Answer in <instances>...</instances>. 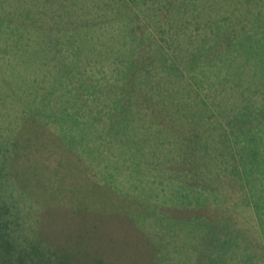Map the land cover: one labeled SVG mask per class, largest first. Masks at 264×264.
I'll use <instances>...</instances> for the list:
<instances>
[{
    "label": "rangeland",
    "instance_id": "1",
    "mask_svg": "<svg viewBox=\"0 0 264 264\" xmlns=\"http://www.w3.org/2000/svg\"><path fill=\"white\" fill-rule=\"evenodd\" d=\"M1 10L0 16L8 18L9 9ZM222 12L213 8L210 15ZM119 31L113 43L98 36L0 38V242L8 244V253L0 248V260L27 258L36 244L38 250H55L56 259L66 264H212V239L227 230L243 231L246 239L263 244L245 197L264 196L257 185L252 188V175L255 180L258 174L255 183L261 184L264 173L247 176L237 151L241 137L249 144L251 135L264 134V98L218 103V118L229 124L220 121L211 128L216 137H232L231 158L217 150L215 136L206 134L194 103L165 101L176 104L167 110L158 101L109 97L112 86L126 77L127 71L117 72L119 61L132 59L138 67L140 59L130 49L121 52L125 35ZM202 40L201 31L200 50ZM263 47L241 56L260 72ZM209 54L200 52V59ZM214 56L212 68L222 72L221 58ZM251 82L263 84L264 73ZM77 123L83 125L82 142L98 139L90 160L100 157L102 182L93 178L86 194L39 193L44 179L36 173L44 168L38 161L43 146L22 142L46 138L44 125ZM71 137L77 141L75 130ZM262 141L260 153L264 136ZM260 162L264 165V156ZM230 164L235 173L226 169ZM207 242L210 248L204 250Z\"/></svg>",
    "mask_w": 264,
    "mask_h": 264
},
{
    "label": "trees",
    "instance_id": "2",
    "mask_svg": "<svg viewBox=\"0 0 264 264\" xmlns=\"http://www.w3.org/2000/svg\"><path fill=\"white\" fill-rule=\"evenodd\" d=\"M4 6L9 11L8 18L0 16V38L53 35L75 36L79 40L98 36L113 43L118 31L123 30L121 52L130 49L131 53L139 55V64L137 67L132 59L128 63L119 61L121 70L116 71L119 75L127 71L126 77L124 80L119 78L120 86H112L109 97L116 101H127L128 96L134 101L137 98L158 101L157 105L167 110L176 104H165V101L175 99L194 103L199 108L200 123L210 132L206 133L209 137L215 136L212 125L221 124L220 121L228 123L218 118L221 108L218 103L240 100L245 103L248 99L260 101L264 98V83L255 85L251 82L252 78L259 81L264 70L260 72L241 57L249 50L264 46V29L261 27L264 0H0V13ZM213 8L223 12L213 17L210 15ZM234 31L237 35L233 37ZM158 38L163 39L161 45ZM205 51L210 54L200 59V52ZM214 55L221 58L222 72L212 68ZM133 87L138 88L129 91ZM127 88L129 93L125 92ZM170 109L176 113L174 108ZM263 136L251 135L249 144L240 136L243 144L237 151L238 159L247 165L243 168L247 176L264 173V165L260 162L264 153L258 152ZM215 138L217 142L213 143L217 150L220 148L233 158L232 152L228 151V140L232 137L224 134ZM220 139L225 145L220 144ZM235 168L230 164L226 169L235 173ZM252 180L253 192L257 185L255 189L264 193V183H255L259 181L258 174L255 180L252 175ZM260 195H246L245 203H252L256 229L264 237V196ZM203 225L210 226L207 221ZM226 232L212 239L213 248L208 250L212 261L209 262L230 264L234 260V264H264V239L262 244L260 240L246 239L243 231ZM35 245L28 248L27 258L18 255L10 262L0 260V264H66L56 259L55 250H38ZM1 247L8 253V244L0 242ZM207 248H210L208 242L204 250Z\"/></svg>",
    "mask_w": 264,
    "mask_h": 264
},
{
    "label": "crops",
    "instance_id": "3",
    "mask_svg": "<svg viewBox=\"0 0 264 264\" xmlns=\"http://www.w3.org/2000/svg\"><path fill=\"white\" fill-rule=\"evenodd\" d=\"M43 129L46 138H38L35 141L27 139L26 142H22L29 147L33 143L40 147L43 146L42 152L38 155V161L41 168L42 166L44 168L39 172V167V173H36L37 176L44 179L43 188L38 190L39 193L47 196L58 194L61 197L70 193L86 194L92 190L93 178H97V183L102 182L100 157H95L96 163H93L94 159L93 162L90 160L93 147L98 146V139H87L88 142H82L83 125L81 126V123L61 126L44 125ZM73 130H75L77 141L71 137ZM76 163L78 164L76 165ZM92 164L95 168L92 167ZM28 172L33 173L32 169ZM24 173L26 172L23 171V175ZM19 179L22 183L21 180L24 178L21 173ZM52 200H56V198H52Z\"/></svg>",
    "mask_w": 264,
    "mask_h": 264
}]
</instances>
